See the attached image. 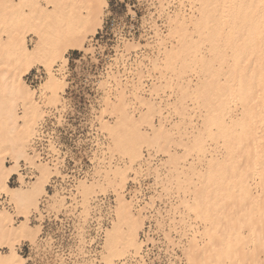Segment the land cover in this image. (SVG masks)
<instances>
[{
    "label": "bare ground",
    "instance_id": "obj_1",
    "mask_svg": "<svg viewBox=\"0 0 264 264\" xmlns=\"http://www.w3.org/2000/svg\"><path fill=\"white\" fill-rule=\"evenodd\" d=\"M98 3L99 0H67L64 4L69 6V11L54 14L38 0H0L3 14L14 16L7 38H0V191L11 195L24 210L29 205L36 207L41 193L49 195L45 189L49 163L38 160L37 154L29 151L33 141L31 130L37 124L43 106L40 103L45 95L48 103H55L60 95L54 93L53 88H41L48 77L37 88H32L25 75L37 61L54 67L62 50L87 39L89 35L82 33H87ZM188 5L189 12L179 9L172 13L175 19L179 12V19L165 36H158L156 57L161 60L157 65L160 75L165 77L164 70L171 69L172 77L178 80L183 118L187 112L184 101L190 98L193 114L198 120L195 130L184 143L167 134L162 142L156 143L140 129L145 115L140 113L136 118L128 110L120 111L112 125L115 132L112 148L127 151L131 160L138 153L140 142L151 143L155 152L167 154L168 158L161 161L168 165V174L162 182L166 187L167 183L176 180L178 190L184 192L179 204L193 215L194 222L200 217L202 229H196L200 233L196 238L201 240L202 248H208L209 240H216L217 244L223 240L227 247L230 238L234 249L239 239L253 231L258 247L264 211V0H188ZM59 16L67 27L47 43L41 27L50 20L56 21ZM31 25L30 30L36 38L29 47L26 32ZM169 37L173 42L167 46ZM38 92L42 94L38 95ZM215 138L217 143L211 144ZM179 145L184 147L181 153L174 150V146ZM190 152L205 153L204 171L195 162H190L187 167L185 164L179 166V160ZM146 153L145 158L143 152L139 156L142 158H138L139 167L142 162L150 167L153 153ZM6 158L10 165L6 164ZM21 160L37 162L40 175L25 181L19 172ZM154 164V172L160 173L161 164ZM124 170L117 166L113 170L115 177L108 180L115 186L118 204L110 211H116V220L105 232L104 247L106 242L109 248H117L122 243L139 239L137 229L142 218L137 203L125 196ZM15 173L19 180L22 179L17 186L11 187L8 180ZM77 182L76 186L80 185L83 190H90L97 184L86 178ZM8 195L7 201L14 208ZM8 207H0V264H10L14 257L26 259L17 252L16 244L25 236L34 241L38 231V225H30L26 213L16 223L10 211L13 208ZM124 223L129 224V228L123 229ZM1 248L7 251L3 252ZM243 255L241 248L240 257ZM220 258L235 261L237 256L233 251L231 256L225 252L218 257L208 248V254L197 252L190 257L193 261L208 262ZM251 258L260 259L258 253ZM107 259L105 254L104 261Z\"/></svg>",
    "mask_w": 264,
    "mask_h": 264
},
{
    "label": "snow or ice",
    "instance_id": "obj_2",
    "mask_svg": "<svg viewBox=\"0 0 264 264\" xmlns=\"http://www.w3.org/2000/svg\"><path fill=\"white\" fill-rule=\"evenodd\" d=\"M185 7L184 0H99L87 33H82L91 36V43L84 39L68 45L55 61L54 67L47 63L41 67V62H36V67H40L42 73L47 70L48 78L41 84V88H53L57 95L63 92L66 96L71 88L69 98L55 100L51 126L40 122L31 130L34 136L39 137L40 146L49 156L58 147L64 157L63 166L57 158L59 171H50L51 177L59 178L70 169L62 181L67 186L76 180L75 173L85 166L84 162L89 157L95 166L101 147H107L115 136L113 119L120 111L139 107L143 115L150 117L151 133L148 139L156 143L162 142L165 134L173 135L188 119L195 122L193 108L188 105H184L187 109L184 119L179 118L181 102L169 95L166 88L161 93L153 75L159 70L157 65L161 60L155 57L153 63L156 44L150 37L155 33L158 38L162 31L174 27L179 19V12H176V18L173 19V10ZM133 52L136 55L135 61L131 56ZM122 57L124 60L121 69ZM142 91L145 95H140ZM143 109H147V112H143ZM56 116L59 117L58 121ZM40 158L43 160V155ZM151 171V167L147 173L142 168L137 169L135 178L131 168L126 167L123 171L122 183L134 189L133 203L138 197H142L138 207L146 235L142 241L136 239L129 244L122 243L117 248H109L106 242L105 253L108 259L104 264H264V211L258 247L253 231V234L239 239L234 249L230 238L227 247L223 240L219 244L216 240L207 242L208 248L218 257H222L225 252L231 256L235 251V261H225L222 258L212 262L190 259L197 252L208 254V248H202L196 238L200 235L196 231L200 227V217L194 223L191 216H179L181 206L172 198L175 188L162 187L160 173H156L154 181ZM169 203L173 207L169 208ZM52 215H56L57 223L48 228L50 234L59 230L63 223L58 211H50L49 216ZM100 219H104L103 208L100 209ZM77 229L86 232L88 225L85 224L83 229L77 225ZM38 235L42 236L43 233ZM28 239V236L24 237L25 241ZM184 241H187V245ZM49 244H52L51 240ZM49 244L41 245L36 240L33 251L25 253L26 259L14 257L10 264H51L47 259ZM79 247L84 258L81 259L74 251L71 255L77 256L75 264H95L88 255L89 249L83 235ZM241 248L244 250L242 258ZM257 253L260 257L258 261L251 258ZM57 264L73 262L65 258L62 262L58 260Z\"/></svg>",
    "mask_w": 264,
    "mask_h": 264
},
{
    "label": "rangeland",
    "instance_id": "obj_3",
    "mask_svg": "<svg viewBox=\"0 0 264 264\" xmlns=\"http://www.w3.org/2000/svg\"><path fill=\"white\" fill-rule=\"evenodd\" d=\"M67 0H38V2L46 9V10H51L54 14H56L57 11L61 13H66L69 11V6L64 4ZM186 3V7L184 10L186 12H189V5H188V0H184ZM0 8V38L2 40L7 38L8 32L11 30V22H12V17L3 14V10ZM177 11L179 9H174V11ZM8 17H7V16ZM62 17V16H61ZM60 16L58 17L61 18ZM64 17V16H63ZM58 19L56 21H48L45 24L42 25L41 31L43 32V35L47 37V43L52 42L54 37L57 35V32L61 31L62 29H65L67 27L65 21H63L61 18L59 21ZM58 21V22H57ZM28 28V27H26ZM33 28V25H31V28H28L29 31L26 32V40L27 44L29 47H32L34 44V40L36 36L34 35L33 30H30ZM168 33V30L162 31L159 35L160 36H165V34ZM156 44V49H155V54L154 58L158 55L159 49L158 45L156 42L158 40L157 35L153 33L151 37ZM167 43H165L167 46H170L171 42H173L172 38H168ZM87 42L91 43V36L89 35L87 38ZM151 51V50H150ZM141 55H144V53H141ZM133 61L136 60V55L135 53H131ZM113 62H115V56H113ZM123 60L124 58H121V69L123 68ZM75 60H73V63ZM55 66V65H54ZM41 67H44V65L41 63ZM41 69L40 67H36V63L31 65V68L29 72H32L34 69ZM45 69V75L42 78L40 82H42L46 77ZM164 75L165 77H162L158 71H155L153 75L155 76L156 79V85L159 88L160 92L163 93L164 89L166 88L168 90L169 95H173L176 97L178 100L179 97V91H178V80L175 76L172 77L171 69L164 70ZM28 72V73H29ZM27 73V74H28ZM189 74V73H188ZM190 77V76H188ZM186 77V78H188ZM26 82L30 85L32 88H37V85L30 83L26 77H25ZM187 80V79H185ZM149 84H151V81H149ZM40 93V92H38ZM59 99H67L71 96V88L68 89L67 96L65 93L61 92L59 93ZM141 95H145V93L142 91L140 93ZM40 95V94H38ZM44 96V94H43ZM41 101V105H43L41 108L42 110L40 111V116H38L37 124L40 122H43L45 119L46 125L51 126V121L54 118V112H55V107L56 103H48L47 101V95H45ZM42 97V96H39ZM37 99V98H36ZM47 100V101H46ZM40 101V100H39ZM179 101V100H178ZM47 102V103H46ZM167 104V102H166ZM185 105H188V107H192L190 98L187 97L186 100L184 101ZM61 107H63V104L61 103ZM21 111L22 108H19ZM128 111L135 116L136 118L140 116V113H142L141 109L139 107L134 106L131 109H128ZM143 112H147V109H143ZM111 118V113L109 114ZM180 119H184L183 116L181 115L179 117ZM55 119L58 121L59 117L56 116ZM117 119L116 117L113 119V124L115 123V120ZM197 118L195 122H193L191 119H188L186 123L182 126L181 129L176 130L174 135V138L177 139L178 141H181V143H184L188 140V138L191 137V133L195 130L194 125H196ZM192 122V123H191ZM159 121H157V124ZM191 123V124H190ZM35 124V125H37ZM34 125V128L36 127ZM191 125V127H190ZM140 129L142 131H146L148 134L151 133V120L150 117H146L145 121L141 124ZM33 135V133H32ZM31 135V138L34 139V136ZM59 136V134H57ZM30 138V139H31ZM216 138L211 144H216ZM113 139L111 143L107 147L102 146L101 147V152L99 158L96 160L95 166L92 165V158L89 157L84 163L85 166L83 168H80L77 170V180L75 181V185L73 189L69 186H64L62 184L63 178L66 175V173H62V175L59 178L56 177H51L50 176V171L55 172L59 171V169L56 167L57 166V159L50 161H45V162H50L51 163V169L48 173L47 176V181H46V188L47 192L49 195H47L46 192L41 193L38 196L37 199V206H28V209L24 210V207H20L19 204L12 198L11 195H8L4 191H0V196L6 200V195L10 197L13 206L9 205V207L13 208L10 210L14 216L15 222L18 223L20 220L23 219L22 215L23 213H26L28 215L29 223L30 225H38V231L36 232L34 241H31L28 239L27 241L24 240V238H20L19 242L16 244V250L17 252L26 258L25 253H31L33 251V244L36 240H39V243L41 245L43 244H49V240L52 241V244H49V251H48V257L47 259L51 261V264H57V261H64L65 258L68 260L72 261L73 264H75V260L77 259V256L71 255L74 251L79 254L80 258H84V253L81 251L79 245L81 243V235L84 236L85 240L87 241V247L89 249L88 255L90 256L91 260L95 262V264H104L105 260V240H106V230L109 228H112L113 223L116 220V211L110 212L112 209H116V206L118 204L117 195L115 194L114 188L112 184L108 183V180L112 177H115L114 175L116 174L113 172L114 169L118 167L125 169L131 168L132 170V176L134 174V171L136 168L138 169H143L144 172L149 171V166H146L145 162H142L141 166L139 167V162L138 158L139 156L141 157L142 152L144 153V158L147 157L148 151H151L153 153V156L151 158V162L148 165H150L152 171L151 175L154 178L156 177V173L154 172L153 166H155L154 163L161 164V161H164L165 159L168 158L167 154L163 151H158L155 152L153 145L151 144V147H149V143L146 142H140L139 144V151L136 153L134 156V159L131 160V154L128 153L127 151L124 150H118V149H113L114 148V143ZM30 142V141H29ZM46 143V142H45ZM29 144V143H28ZM141 145H143V148H141ZM113 147V148H112ZM215 147V146H214ZM28 148V145L27 147ZM174 150L176 152L181 153L184 150V147L182 145L179 146H174ZM30 151V149H29ZM59 151V152H58ZM32 153V151H30ZM53 154H57L55 157L59 159V163L61 166L64 164L61 162L62 159L64 158L60 154V149L58 147L53 149ZM201 154V153H200ZM198 154L197 152H190L187 153L185 156H183L179 160V166H183L184 164L186 167L190 164V162H195L197 167L201 170L204 171V166L207 161V156L205 157V153L203 154ZM200 155V159L198 161V156ZM61 159V160H60ZM39 160V158H38ZM134 161H137L135 164H133ZM27 162V163H26ZM21 160L20 166H19V172L25 175L27 171H30L31 177L30 179L37 178L38 175H40V170L37 165V162L34 160L32 161H26ZM6 164L10 165L9 158H6ZM55 164V167H54ZM99 166V167H98ZM160 167V175L162 179H164L165 175L168 174L167 168L168 165L165 166L163 164L159 165ZM55 168V169H54ZM146 168V169H145ZM148 169V170H147ZM167 169V170H166ZM115 173V174H113ZM83 174V175H82ZM35 175V176H34ZM82 176V177H81ZM135 176V174H134ZM181 176V175H180ZM18 174H12L10 176V179L8 180V184L11 187H15L19 184L18 181L22 179V177L19 179ZM25 178V177H24ZM80 178H86L89 181H97L96 185H93V187L90 190H83V188L79 185L78 187L76 186L79 184L77 181ZM94 178V179H92ZM91 179V180H90ZM160 180V184L162 187H164L163 180ZM27 179H25L26 181ZM166 180V179H165ZM28 181V180H27ZM49 185V186H48ZM30 186V184L28 185ZM75 186L77 189H75ZM191 186V184H190ZM139 187V185H137ZM166 187L168 188H175V191L172 193V198L176 201V203L179 204V200L181 197H183L184 192L183 190H178V186L176 184V180H172L170 183L166 184ZM124 189V188H123ZM124 193L127 192L128 194L125 195L128 200L132 198L134 199V189L133 188H128L125 185ZM75 193V194H74ZM73 195V196H72ZM142 199V197H138L136 199V208H138L139 201ZM159 203V202H157ZM112 206V207H111ZM179 216L187 218L188 216H193L191 213L188 214V212L185 210L183 205H181ZM8 207V208H9ZM93 207V208H92ZM168 207L171 208L173 205L171 203L168 204ZM103 208V214H104V219H100V209ZM94 209V210H93ZM50 211H58L60 213V219L63 221L61 224L59 230L53 231L51 234L48 231V228H51L52 226L56 225L57 223V217L56 215H52L51 217L49 216ZM71 214V215H69ZM25 216V215H24ZM25 219V217H24ZM193 221V219H192ZM194 222V221H193ZM195 223V222H194ZM87 224L88 225V230L86 232H81L77 229V225L80 226L81 229H83V226ZM200 227L199 229H202V224L199 222ZM47 226V228H46ZM129 224L127 225L126 223L122 224L123 229L129 228ZM140 231H138L137 237L142 241L144 235H146V232L144 231V222L142 219V224L140 226ZM38 233H43L42 236H39ZM104 233V234H103ZM199 238V237H198ZM201 241V240H200ZM185 245H187V241H184ZM3 252H6V248H1ZM104 258V259H103Z\"/></svg>",
    "mask_w": 264,
    "mask_h": 264
},
{
    "label": "built area",
    "instance_id": "obj_4",
    "mask_svg": "<svg viewBox=\"0 0 264 264\" xmlns=\"http://www.w3.org/2000/svg\"><path fill=\"white\" fill-rule=\"evenodd\" d=\"M45 75V72H41V69L37 68V69H34L32 72H29L28 74L25 75L26 79L30 82V83H33L35 85H37L41 80L42 78L44 77ZM46 119L43 121L45 124L46 123ZM41 142H40V139L38 136H35L32 143H31V146H30V151H33L37 154L38 158L40 160H42L40 158L41 155H43L44 159L42 161H52L54 159H57V157H55L57 154H53L52 156H49L47 154L46 151H44V148L42 146H40ZM46 144V143H45ZM63 164H64V158L62 159L61 161ZM71 170L70 169H67L65 171L66 175L68 174V172H70ZM30 171H27L24 175L25 179L29 180L31 175ZM77 174L78 172L75 173L76 175V180H77ZM83 175V174H82ZM82 177V176H81ZM18 179V178H17ZM75 180V181H76ZM75 181L71 182L70 184H68L67 186L71 187V189H73L74 185H75ZM49 186V185H48ZM10 204L9 202L4 198H2L0 196V207L2 206H5V207H8Z\"/></svg>",
    "mask_w": 264,
    "mask_h": 264
}]
</instances>
